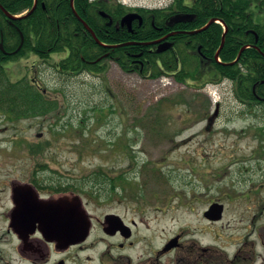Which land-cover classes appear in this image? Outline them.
<instances>
[{"label":"rangeland","instance_id":"obj_1","mask_svg":"<svg viewBox=\"0 0 264 264\" xmlns=\"http://www.w3.org/2000/svg\"><path fill=\"white\" fill-rule=\"evenodd\" d=\"M252 13L264 19L260 5ZM37 57L5 63L7 76L39 85L59 109L14 121L0 112V185L25 178L34 166L55 180H91L98 168L124 169L143 193L94 199L92 213L144 218L153 231V249L182 231L188 240L208 244L218 233L204 225L202 211L216 199L224 204L223 224L241 226L251 206L252 240L264 233V109L242 105L230 81L196 89L166 76L124 74L110 65L107 82L86 72L56 70L57 55ZM119 138L131 144L129 150L109 145ZM3 207L0 203V211ZM225 233L232 230L219 234ZM258 253L264 259V251Z\"/></svg>","mask_w":264,"mask_h":264},{"label":"flooded vegetation","instance_id":"obj_2","mask_svg":"<svg viewBox=\"0 0 264 264\" xmlns=\"http://www.w3.org/2000/svg\"><path fill=\"white\" fill-rule=\"evenodd\" d=\"M242 1V9L239 5L242 12H252V8L259 5L264 10V0ZM148 2L40 0L39 4L42 12H64L66 4L70 12H82L84 21L103 44H96L102 50L92 54L94 59L88 61L81 72L99 77L100 73L95 71L103 67L108 70L114 65L124 74L143 78L155 76L157 72L175 78L179 71L176 67L165 69L164 59L173 58L174 61L166 60L180 69L184 52L203 66L210 65L212 59L216 61V51L210 56V41L213 42L211 37L214 35L206 32L217 24L212 21L215 17L195 27L200 20L196 12H228V9L237 12L238 6L237 0ZM73 16L85 30L74 13ZM175 17L183 20L171 21ZM206 24L208 27L200 31ZM219 37L221 42L222 33ZM127 43L130 46L125 47ZM118 45L120 47H114ZM0 52L15 54V51ZM66 55L58 53V59H64ZM256 99L259 101L258 97ZM28 156L32 158L33 155ZM61 182V179L46 178L44 170L36 166L25 178L1 182L0 203L4 207L0 211V264H263L258 249L264 251V233L258 231L259 239L252 240L255 218L251 206L246 207V215L240 219L241 226H231L230 223L223 224V217L213 219L204 215L212 203H221L217 199L210 200L202 211V220L218 234L212 236L208 244L203 240H188L187 233L182 231L153 249V231L144 218L116 214L94 216L91 210L94 199L87 192L78 191L76 185L69 190L68 186L62 188ZM60 202L69 218L67 225H63L61 219L57 221V233L53 236L46 232L44 225L46 205ZM230 230L231 234H219ZM138 248L139 252L136 251Z\"/></svg>","mask_w":264,"mask_h":264},{"label":"trees","instance_id":"obj_3","mask_svg":"<svg viewBox=\"0 0 264 264\" xmlns=\"http://www.w3.org/2000/svg\"><path fill=\"white\" fill-rule=\"evenodd\" d=\"M33 1L0 0V3L9 13L20 15L32 7ZM39 2L40 0H38V4ZM242 2V0H237L235 3L238 5L237 12H229V9L228 12H196L200 20L197 21L195 27L204 25L213 17L222 20L228 27L224 46L219 55L220 63L212 59L210 65L203 66L198 60L184 52L180 69L173 62L167 61H174L169 57L166 58L167 60L164 59L163 67L167 70L176 67V70L179 71L176 75L178 82L187 83L200 89L208 82L218 83L222 79H228L232 81L236 99L243 105L253 108L255 105H264L263 102H256L252 92L253 86L256 84V95L264 97V57L255 48H249L242 52L240 59L234 65H225L235 60L244 43L254 44L264 54V21L250 12H242L239 9V5L242 9ZM212 8L210 7V9ZM77 13L82 19H85L82 12ZM222 30L219 24H213L206 31L214 35L211 40L215 41L214 43L210 41L212 52L210 56H213L220 45L219 34L222 33ZM19 32L22 33L24 39L21 49L14 55H3L0 52V112L8 114L11 121L46 115L58 111L59 107L54 100H48L26 78L12 82L4 68L5 63L16 61L30 53L38 55L40 58H46L50 54L66 52L68 55L60 62L59 67L67 72H73L86 67L87 62L94 59L92 54L102 50L81 27L73 13L70 12L68 4L64 6V12H42L39 4L32 14L13 21V26L0 11V42L2 35L5 51H14L19 46ZM202 71L206 74L205 77L201 76ZM85 143L88 142L84 140L83 144ZM109 145L124 150H129V146L131 147V144L126 145L124 138L112 141ZM35 149L37 152H41V144L35 145ZM132 164L135 165V162ZM95 171V178L91 176L90 180L87 177L90 187L76 184L78 191L87 192L88 189L95 195L104 194L108 197L125 191L132 193L134 190H138L137 193H143L138 189L140 188L138 183L125 177L124 169L114 172L113 169L98 168ZM117 180L126 182L127 186L119 184ZM73 187V184H69V188Z\"/></svg>","mask_w":264,"mask_h":264},{"label":"water","instance_id":"obj_4","mask_svg":"<svg viewBox=\"0 0 264 264\" xmlns=\"http://www.w3.org/2000/svg\"><path fill=\"white\" fill-rule=\"evenodd\" d=\"M36 5H37V0H34V5H33L32 9L30 10V12H28V14H31L34 11ZM0 8L5 13V15H6V17H7L8 20L12 21V20H15V19L18 18V17H14L10 13H8L1 5H0ZM73 13L77 17V19L83 24V26L85 27V29L95 38L94 33L87 26V24L77 15L76 12H73ZM180 20H183V19L181 17H175L174 19L172 18L171 21L176 22V21H180ZM208 25H207V27H208ZM201 30H203V29H201ZM226 30H227V28H225V32H224V34L222 36L221 44H220L219 50L216 53V57L218 56L220 50L223 47V44H224V35L226 33ZM96 41H97L98 44H100V42L97 39H96ZM221 210H222V206L221 205L214 204V205H212L210 207L209 211L205 214V216L211 217L213 219H219L220 218V215H221ZM68 216H69V214H66L64 212V204L63 203H61V202L58 203V204L51 203L50 205H46L45 221H44V225H45V228H46V232H50L53 236H56L57 231L55 229V226L57 225V221H59L61 219V223L63 225H67V222H68L67 219L69 218ZM70 225H71V223H70Z\"/></svg>","mask_w":264,"mask_h":264},{"label":"bare ground","instance_id":"obj_5","mask_svg":"<svg viewBox=\"0 0 264 264\" xmlns=\"http://www.w3.org/2000/svg\"><path fill=\"white\" fill-rule=\"evenodd\" d=\"M249 48H255L260 53V51L258 50L259 48H257V46H255L254 44H250V43H244L241 46L240 50L244 51V50L249 49Z\"/></svg>","mask_w":264,"mask_h":264}]
</instances>
